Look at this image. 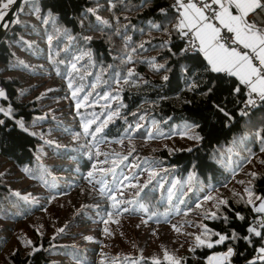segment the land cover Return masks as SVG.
Instances as JSON below:
<instances>
[{"label": "trees", "instance_id": "trees-1", "mask_svg": "<svg viewBox=\"0 0 264 264\" xmlns=\"http://www.w3.org/2000/svg\"><path fill=\"white\" fill-rule=\"evenodd\" d=\"M175 2L22 0L0 42V264H264V101L185 51Z\"/></svg>", "mask_w": 264, "mask_h": 264}, {"label": "snow or ice", "instance_id": "snow-or-ice-1", "mask_svg": "<svg viewBox=\"0 0 264 264\" xmlns=\"http://www.w3.org/2000/svg\"><path fill=\"white\" fill-rule=\"evenodd\" d=\"M16 0H7L3 3L2 9H8L10 4L15 3ZM216 7H213V6ZM173 7L177 8V11L181 9L182 14L179 18V23L176 25L177 29L184 32L185 29L188 32L194 34L195 40L198 42L197 46L207 59L211 70L214 72H224L239 78L240 83L245 84L249 87V99L248 105L255 106L256 99L253 98V94L256 97L264 101V0H211V3L203 2L202 6H197L195 0H177V4ZM0 10V21L4 20L6 11ZM38 12L39 10L36 9ZM164 12L165 10H161ZM99 19V18H98ZM216 21L217 23H214ZM104 23H107L106 21ZM188 32H184L185 35ZM51 41V37H49ZM242 46V48H241ZM143 47V45H141ZM73 69L76 68L75 64H72ZM160 67H163L161 65ZM128 75H132L131 72ZM167 80V76L164 77ZM68 88L73 89V83L71 80L68 82ZM237 92L239 88L235 89ZM83 91V87L75 88L71 95L76 100V109L79 111L81 107H85L86 102L89 99L91 93L80 97L78 94ZM3 90H0V96H4ZM3 111V109H0ZM242 115H247V112L241 111ZM98 117L93 115L92 120H86L83 124V131L85 135H91L93 138L98 133H102L104 128L107 126L108 120L102 121L98 124L95 129H91V125L96 123ZM111 119V117H109ZM21 127L23 125L21 124ZM139 127V126H137ZM264 126L258 128L254 134L260 138L262 144H264ZM151 137V133L148 134ZM192 138L199 139L200 137L194 136ZM243 139V138H242ZM122 142V141H121ZM235 144L236 141L234 140ZM231 151V149H229ZM264 151V147L261 148ZM126 159V157H125ZM104 174V169H99ZM107 172H111L115 176V167L108 169ZM89 177L93 176L92 172L88 173ZM255 176V173H252ZM100 183L103 185L105 182L102 180ZM148 183H151L149 180ZM243 183V181H241ZM147 184L140 191L137 192V196L147 188ZM101 194H106L105 188L100 189ZM109 191H111L109 189ZM249 193L248 204H253L255 211L258 213H264V198L257 197L256 199L261 200L258 207L254 205V201L251 199L253 195L251 189H246ZM19 195V193H16ZM122 195V193H121ZM114 201L113 208L118 206L116 196L112 195L109 197ZM27 199V197H25ZM213 199V197H208ZM221 204H226V201H220ZM197 207H200L198 204ZM128 211L127 208L123 209ZM144 208V211H147ZM212 217H215V213H212ZM152 216H149L151 219ZM244 219L243 216L239 217ZM146 223V221H145ZM175 227V226H174ZM261 228H264V221H261ZM63 232V229L59 230ZM107 231V229H105ZM179 231V229H177ZM207 232V229H205ZM248 232L254 234L257 237H261L262 233L257 231L256 227L251 226L248 228ZM219 235V234H216ZM90 239V237H89ZM226 237L220 236L216 243H222ZM247 239V237H246ZM196 240L199 244H204L206 241L202 240L201 237L197 236ZM208 247H212L209 243ZM232 255V250L229 249L227 254H222L221 257H209V264H221L222 260L227 259ZM260 260H264V247L259 249V255L257 257ZM164 260L168 261L169 264H181V261L173 257L172 255L165 253ZM154 264H161V261L157 258L154 259Z\"/></svg>", "mask_w": 264, "mask_h": 264}, {"label": "built area", "instance_id": "built-area-1", "mask_svg": "<svg viewBox=\"0 0 264 264\" xmlns=\"http://www.w3.org/2000/svg\"><path fill=\"white\" fill-rule=\"evenodd\" d=\"M187 2V0H185ZM7 0H0V10H4L2 9V5L3 3H6ZM195 2L197 3V6H202V3L203 2H207V3H211V0H195ZM177 4V2H175V5ZM213 7H216L215 5ZM177 9V8H176ZM182 10V9H181ZM178 11V12H181ZM214 23H217L216 21H213ZM184 41H185V51L186 52H194V51H197L199 50L197 44L198 42L195 40V37H194V34L191 33V32H188L187 35L184 34ZM242 48V46H241ZM0 90H3V92L5 93L4 96H0V100L4 97H6V88H5V85L3 83H0ZM249 91L250 89L247 87L246 88V99H245V106L248 107V108H252L253 106L252 105H248L247 104V101L249 99ZM253 98L256 99V104H259L261 102V100H259L255 94H253ZM261 221H264V213L259 215L254 221H253V224L252 226L256 227L257 230H260V224H261ZM259 255V253H258ZM257 255V256H258Z\"/></svg>", "mask_w": 264, "mask_h": 264}, {"label": "water", "instance_id": "water-1", "mask_svg": "<svg viewBox=\"0 0 264 264\" xmlns=\"http://www.w3.org/2000/svg\"><path fill=\"white\" fill-rule=\"evenodd\" d=\"M22 0H16L15 3L9 8L7 15H5L4 20L0 22V42L3 40L5 33L13 21L15 15L18 12L19 7L21 6ZM5 24V25H4Z\"/></svg>", "mask_w": 264, "mask_h": 264}, {"label": "crops", "instance_id": "crops-1", "mask_svg": "<svg viewBox=\"0 0 264 264\" xmlns=\"http://www.w3.org/2000/svg\"><path fill=\"white\" fill-rule=\"evenodd\" d=\"M176 2H177V0H176ZM184 2L186 3V1L184 0ZM182 11L183 10H181V12H179L180 13V16H181V14H182ZM184 32H188V30L187 29H185L184 30ZM183 32V33H184ZM203 53V52H202ZM206 58V57H205ZM222 73H224V72H222ZM226 74H228V73H226ZM236 77V76H235ZM238 80H239V78L238 77H236ZM245 85V84H244ZM246 87H248L247 85H245ZM249 88V87H248ZM257 197L256 196H253V200L255 201V203H256V206L258 207L259 206V204L261 203V200H258V199H256ZM232 250V254H233V252H234V250L233 249H231ZM222 253V252H221ZM224 253V252H223ZM222 253V254H223Z\"/></svg>", "mask_w": 264, "mask_h": 264}, {"label": "bare ground", "instance_id": "bare-ground-1", "mask_svg": "<svg viewBox=\"0 0 264 264\" xmlns=\"http://www.w3.org/2000/svg\"><path fill=\"white\" fill-rule=\"evenodd\" d=\"M5 25V24H4ZM222 253L221 252H216L211 255V257H221ZM223 261V260H222Z\"/></svg>", "mask_w": 264, "mask_h": 264}, {"label": "rangeland", "instance_id": "rangeland-1", "mask_svg": "<svg viewBox=\"0 0 264 264\" xmlns=\"http://www.w3.org/2000/svg\"><path fill=\"white\" fill-rule=\"evenodd\" d=\"M12 6V4L9 5L8 9L4 10L6 11V13L8 12L9 8ZM1 22V21H0ZM182 137V136H181ZM228 253V252H227ZM227 253H223V254H227ZM229 258V257H228ZM226 259H224L221 264H223L225 262Z\"/></svg>", "mask_w": 264, "mask_h": 264}]
</instances>
